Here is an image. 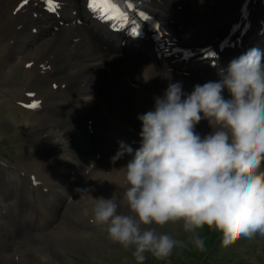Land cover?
<instances>
[{
	"label": "bare ground",
	"instance_id": "obj_1",
	"mask_svg": "<svg viewBox=\"0 0 264 264\" xmlns=\"http://www.w3.org/2000/svg\"><path fill=\"white\" fill-rule=\"evenodd\" d=\"M151 1L169 13L161 37L151 27L139 35L110 31L87 0H51L59 4L54 12L48 0H0V97L37 105V115L20 111L36 138L32 170L40 166L45 180L29 193L23 184L33 178L19 171L12 187H0V264H60L75 241L98 244L95 198L113 197L128 213L122 167L131 156L112 158L120 141L139 147L130 136L140 131L137 116L153 109L170 81L190 93L249 49L264 52V0ZM48 29L51 36L32 40ZM211 131L206 120L196 126ZM99 154L111 169L96 167ZM32 218L40 232H28Z\"/></svg>",
	"mask_w": 264,
	"mask_h": 264
},
{
	"label": "clouds",
	"instance_id": "obj_2",
	"mask_svg": "<svg viewBox=\"0 0 264 264\" xmlns=\"http://www.w3.org/2000/svg\"><path fill=\"white\" fill-rule=\"evenodd\" d=\"M216 76L190 93L170 81L153 109L137 116L139 147L120 141L112 158L131 156L122 167L128 213L118 212L115 198L100 196L92 222L131 250L135 264L148 256L165 262L184 247L159 231L170 224L199 250L205 227L220 233L224 247L264 237V52L249 49ZM202 120L212 129L203 136L196 132Z\"/></svg>",
	"mask_w": 264,
	"mask_h": 264
},
{
	"label": "rangeland",
	"instance_id": "obj_3",
	"mask_svg": "<svg viewBox=\"0 0 264 264\" xmlns=\"http://www.w3.org/2000/svg\"><path fill=\"white\" fill-rule=\"evenodd\" d=\"M35 34L32 39L34 41L42 35L51 36L52 30L39 31ZM16 56L17 54L11 61H15ZM22 105L7 96L0 97V187L6 185L12 187L14 183L11 176L20 171L23 176L33 178L31 181L24 182L23 186L29 193H35L34 181L42 183L45 180L38 172L41 169L40 166H35V169L32 170L33 163L29 155L33 149L30 147V143L35 144L36 138L30 137L28 134L27 118L20 110H30L32 115L34 113L37 115V112L34 108L29 109L26 105ZM20 119H22V125H20ZM7 120H12L15 125H8ZM139 132L138 130L131 133L130 136L135 140H140ZM200 135L203 136V134ZM101 156L99 154L95 162L100 161L99 163L102 164L96 167L105 170L111 169L109 162L103 161ZM97 159L99 160L97 161ZM32 171H36V173H32ZM80 200H78L79 203ZM31 221L32 225L27 228L28 232H40L37 222L33 218ZM159 231L173 234L177 239L184 242V247L174 250L172 256L165 262L157 261L148 256L145 264H264V237L259 236V234L252 239H242L232 246L224 247L221 243L220 233L205 227L200 231V235L205 240V248L199 250L191 243L189 234L184 233L179 225L170 224L159 229ZM21 233L24 234L23 231ZM100 235L96 245L91 238L85 239L86 241H78V243L75 241L74 244L76 245L70 246L72 250L66 254L70 260L59 261L60 264H65V262L66 264H135L131 250H125L111 241L104 228H102ZM20 246L19 244L18 250Z\"/></svg>",
	"mask_w": 264,
	"mask_h": 264
},
{
	"label": "snow or ice",
	"instance_id": "obj_4",
	"mask_svg": "<svg viewBox=\"0 0 264 264\" xmlns=\"http://www.w3.org/2000/svg\"><path fill=\"white\" fill-rule=\"evenodd\" d=\"M26 2V0H25ZM48 6L50 11H56L59 8V4H52L51 0H48ZM87 7L94 14L99 10L101 16L98 18H106V19H122L127 22V15L120 11V9L114 4L110 2H101V0H87ZM147 19V17H144ZM29 107H36V104L28 105Z\"/></svg>",
	"mask_w": 264,
	"mask_h": 264
}]
</instances>
